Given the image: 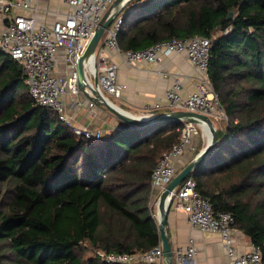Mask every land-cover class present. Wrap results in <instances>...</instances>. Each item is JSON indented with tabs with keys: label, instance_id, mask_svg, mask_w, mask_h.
<instances>
[{
	"label": "trees",
	"instance_id": "16d2710c",
	"mask_svg": "<svg viewBox=\"0 0 264 264\" xmlns=\"http://www.w3.org/2000/svg\"><path fill=\"white\" fill-rule=\"evenodd\" d=\"M129 3L136 6L123 8L117 33L122 51L210 41L208 77L227 121L191 177L215 213H232L264 261V0ZM24 79L0 53V264H119L95 252L151 250L160 241L151 174L178 143L182 121L89 140L37 105Z\"/></svg>",
	"mask_w": 264,
	"mask_h": 264
},
{
	"label": "built area",
	"instance_id": "2783aa9c",
	"mask_svg": "<svg viewBox=\"0 0 264 264\" xmlns=\"http://www.w3.org/2000/svg\"><path fill=\"white\" fill-rule=\"evenodd\" d=\"M67 7L62 21L49 25L42 20L43 15H53L48 8L39 6V0H0V53L8 56L21 69L28 92L34 102L54 111L58 119L70 128L76 136L94 140L103 136L101 130L78 127L67 114L68 104L65 96L71 95L76 107L94 108L92 101L77 99L80 91L77 86V60L104 13L114 0H61ZM130 0L126 3V7ZM136 5L130 4V9ZM122 22L121 12L115 16L106 29L95 52L84 62L86 83L98 91L99 96L120 98L123 86L116 82L118 64L108 59L106 50L119 55L129 66L142 62L161 63L173 54L184 55L197 72V83L193 92L183 96L182 79L170 74L164 67L160 75L172 77V84L165 90L164 104L169 111L185 110L204 114L211 120L227 121L217 95L208 77L210 41L201 36L175 38L153 44L141 50L122 51L117 43V33ZM59 57L64 60L63 77L56 72ZM96 79V86L93 80ZM162 105L148 106L138 116L157 114ZM180 137L167 153L163 154L153 169L150 182L149 208L151 217L157 225V208L161 191L177 173L176 164L185 153L193 154L192 136L198 133V123L182 119ZM200 127L205 131V125ZM198 154V153H196ZM195 154V155H196ZM169 209L182 211L192 228L205 232H217L225 249L227 264H264L260 249L253 244L240 251L234 239V217L230 212L213 211L212 205L196 190L191 176L185 178L170 195ZM172 250L173 264H194L196 249L189 239L185 247ZM95 256L107 263L119 264H163L161 242L143 253L95 252Z\"/></svg>",
	"mask_w": 264,
	"mask_h": 264
},
{
	"label": "crops",
	"instance_id": "0c3cea01",
	"mask_svg": "<svg viewBox=\"0 0 264 264\" xmlns=\"http://www.w3.org/2000/svg\"><path fill=\"white\" fill-rule=\"evenodd\" d=\"M39 6L54 12L53 15L40 17L49 25L56 21H62V14L67 10L61 0H39ZM103 55L118 64L116 82L123 86L121 97H110L109 101L114 106L134 116L142 114L148 106L156 103L162 105L157 113L168 111L164 104V93L172 84V77H162L160 75L162 67L170 74L177 75L182 79L181 94L183 96L193 92L195 89L197 72L184 55L173 54L164 58L161 63L142 62L136 66L125 64L119 55L109 50H106ZM56 72L59 77L65 75L62 57H59ZM65 99L68 104L67 114L75 126L98 129L103 134H107L113 131L120 121L116 115L109 112L103 105L88 99L82 92H80L77 99L85 102L92 101L95 104L94 108L88 109L87 106L76 107L71 95H66ZM211 121L215 127V121ZM200 125H197L198 133L193 135L191 139V145L195 148V152L193 154L185 153L180 158L175 167L177 171L192 160L195 154L206 145L209 137ZM217 128L221 127H215V129ZM157 210L155 208V211ZM166 232L171 249L177 246L185 247L189 239L193 240L196 249L194 264H227L225 249L221 243L219 233L205 232L192 228L184 212L169 209ZM234 239L240 251L248 249L251 245L250 239L238 230L234 233Z\"/></svg>",
	"mask_w": 264,
	"mask_h": 264
},
{
	"label": "water",
	"instance_id": "95a60500",
	"mask_svg": "<svg viewBox=\"0 0 264 264\" xmlns=\"http://www.w3.org/2000/svg\"><path fill=\"white\" fill-rule=\"evenodd\" d=\"M129 0H114L109 6L108 10L104 13L99 24L93 31L90 39L84 46L82 52L79 55L76 66L77 73V86L80 92H82L88 99L93 100L101 105H103L109 112L113 113L120 120L119 123L113 130L123 129L126 127H145L155 123L161 122H176L182 121V119H187L191 122L206 125L208 132L210 134V139H208L206 145L196 154L192 160H190L183 168H181L174 177L165 185L161 191L158 199L157 209L159 215V221L157 224V230L159 233V239L163 251V264H173L172 260V250L169 243V238L166 232L167 227V217L169 212L170 193L176 189L182 181L191 176L194 169L204 160V158L215 148L217 144V134L216 129L211 121V119L199 113H193L185 110L169 111L164 113H157L152 116H134L121 108L114 106L113 104L102 99L98 91H96L92 86L86 83L84 75V62L88 60L95 52L100 40L102 39L106 29L112 22L113 18L117 16L124 8ZM2 54V53H1ZM93 85L96 86V79L93 80Z\"/></svg>",
	"mask_w": 264,
	"mask_h": 264
},
{
	"label": "rangeland",
	"instance_id": "374dc122",
	"mask_svg": "<svg viewBox=\"0 0 264 264\" xmlns=\"http://www.w3.org/2000/svg\"><path fill=\"white\" fill-rule=\"evenodd\" d=\"M110 99V98H109ZM88 109H92V108H89V107H87ZM213 121H215V123L217 124H215V127H223L224 126V124L226 123V121H220V120H214L213 119ZM88 129H91V128H89V127H87ZM205 133H206V135L208 134V132L206 131V129H205V131H204ZM104 135V134H103ZM83 246H85L86 248H87V252H86V255H88V254H90V252H91V250L89 249L90 247L88 246V244H85V245H83Z\"/></svg>",
	"mask_w": 264,
	"mask_h": 264
},
{
	"label": "bare ground",
	"instance_id": "6f19581e",
	"mask_svg": "<svg viewBox=\"0 0 264 264\" xmlns=\"http://www.w3.org/2000/svg\"><path fill=\"white\" fill-rule=\"evenodd\" d=\"M205 129H206V131L208 132V128H207V126L205 125ZM208 137H209V139H210V134H209V132H208Z\"/></svg>",
	"mask_w": 264,
	"mask_h": 264
}]
</instances>
